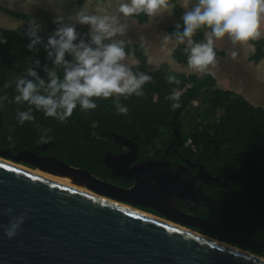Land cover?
I'll return each instance as SVG.
<instances>
[{
	"label": "trees",
	"instance_id": "trees-1",
	"mask_svg": "<svg viewBox=\"0 0 264 264\" xmlns=\"http://www.w3.org/2000/svg\"><path fill=\"white\" fill-rule=\"evenodd\" d=\"M85 1L75 0L78 5ZM170 4L175 5L173 11L181 10L177 0H170ZM0 11L29 17L1 2ZM133 16L139 22L148 18L144 13ZM55 20L50 24H54ZM179 25V31H183L184 24ZM176 26L168 24L166 31L175 33L178 30ZM28 28L26 22L14 27L0 25V36L7 39L6 43H0V96L6 94L9 97L0 108V151L17 153L23 148L34 149L40 154H54L68 164L86 168L100 178H108L103 157L117 146L114 134L132 139L138 151L145 154L163 138L171 139L178 134L182 143L190 138L195 148L186 142L189 156L198 158L212 174L225 182V185H217L213 195L217 202L208 205L210 215L207 217L264 240V106L253 104L231 89L219 87L212 74L176 71L166 61L149 69L144 46L137 41H124L126 53L136 59L130 65L132 71L144 72L153 78L152 82L143 86V97L132 95L128 99L120 98L121 104L129 109L127 115L117 113L113 104L115 97H112L97 99V108L87 112L78 105L64 123L46 117L43 111L33 107L35 122L21 125L16 118L17 110H27L29 106L17 105L13 99L17 94L14 84L7 89L4 84L24 75L37 59L41 66L36 71L42 78L47 80L43 66L53 67L44 45L54 31L39 30L38 35L43 42L36 45V50H30L27 48L31 42L26 34ZM206 31L210 29H199L193 40L206 42ZM251 43L254 49L249 58L258 61L264 55V36ZM185 48L186 42L177 43L171 49V58L187 64ZM215 51L221 55L225 53L216 46ZM65 58L73 59L67 53ZM57 72L62 78L63 69H57ZM168 76H175L180 83H168ZM173 90L182 93L181 106L175 110L171 107L173 101L166 99ZM42 128L52 129V142H39ZM9 135L13 138L12 142L8 140ZM255 252L264 255V252Z\"/></svg>",
	"mask_w": 264,
	"mask_h": 264
},
{
	"label": "water",
	"instance_id": "water-1",
	"mask_svg": "<svg viewBox=\"0 0 264 264\" xmlns=\"http://www.w3.org/2000/svg\"><path fill=\"white\" fill-rule=\"evenodd\" d=\"M37 166L71 175L88 191L33 171ZM143 182L137 174L132 187L121 188L54 154L0 151V264H264V256L240 247L264 252V240L176 210V190L167 194V211L140 200ZM19 217L23 222L9 238L6 229Z\"/></svg>",
	"mask_w": 264,
	"mask_h": 264
},
{
	"label": "clouds",
	"instance_id": "clouds-1",
	"mask_svg": "<svg viewBox=\"0 0 264 264\" xmlns=\"http://www.w3.org/2000/svg\"><path fill=\"white\" fill-rule=\"evenodd\" d=\"M174 7L170 0H128L119 4L118 12L124 17L141 13L151 17L163 12L171 14L169 9ZM70 19L90 26L88 42L79 39L74 23L66 24L63 17L58 16L54 23L59 26L44 45L48 59L52 60L53 64L52 68L43 66L47 80L36 71L41 66L37 59L25 70L24 75L4 84L5 89L14 84L17 94L13 99L17 105L29 106L27 110H17L16 118L21 125L25 122H35L33 107L43 111L46 117L64 123L78 105L82 111L87 112L97 108V99L112 97H115L113 104L117 113L127 115L129 109L121 104L120 98L128 99L132 95L143 97V86L153 80L147 73H134L132 68L124 63L127 57L125 42L114 38L126 34L127 26L121 24L117 16L89 14L81 8L74 18ZM182 19L183 31H179L180 25L177 24L178 30L166 36L165 41L174 35L179 43L186 42L188 67L197 74L209 75L210 69L217 67L215 40L227 36L233 44H245L264 35L261 31L264 24V0H197L190 10L185 11ZM29 25L26 34L31 38V42L27 48L36 50V45L43 42L38 35L40 26L35 20L29 21ZM205 27L210 29V33L206 34V42L194 41L196 32ZM78 39L79 43H75ZM6 42V37L0 36V43ZM66 53L73 59L67 60ZM236 55L233 52L232 58L235 59ZM57 69H63L62 78ZM167 80L170 84L180 83L175 76H168ZM181 95L180 91L173 90L166 97L167 100L173 101V110L181 106ZM7 100L9 97L6 94L0 96V108ZM36 127L39 128V125ZM40 131V143L53 141L51 128H42ZM8 140L13 141L11 135ZM22 222L23 217L11 221L6 235L9 238L14 236Z\"/></svg>",
	"mask_w": 264,
	"mask_h": 264
},
{
	"label": "flooded vegetation",
	"instance_id": "flooded-vegetation-1",
	"mask_svg": "<svg viewBox=\"0 0 264 264\" xmlns=\"http://www.w3.org/2000/svg\"><path fill=\"white\" fill-rule=\"evenodd\" d=\"M113 139H115L117 146L113 150L107 151L103 157L104 164L108 168V178L101 179L121 188H129L135 184V176L138 174L144 180L141 183L140 194L135 196L138 199L149 201L163 211H167L169 205L164 198L166 194L176 190L179 193V195L173 196V204L176 210L213 221L207 217L210 215L208 205L216 204L217 201L213 198L216 187L217 185H225V182L220 180L217 175L212 174L198 158L193 155L189 156L186 142L182 143L178 134L174 138L167 139L166 137L157 141L153 149L150 148L146 154L138 151L135 141L124 135L114 134ZM159 184L167 186L163 188L164 191L161 187L160 189L157 188ZM155 195H158V199L155 198ZM162 196L164 197L162 198ZM125 203L171 219L165 213L149 205L130 201H125ZM189 227L200 232L205 231L203 233L235 244L202 228ZM240 247L252 252L258 251L245 246Z\"/></svg>",
	"mask_w": 264,
	"mask_h": 264
},
{
	"label": "rangeland",
	"instance_id": "rangeland-1",
	"mask_svg": "<svg viewBox=\"0 0 264 264\" xmlns=\"http://www.w3.org/2000/svg\"><path fill=\"white\" fill-rule=\"evenodd\" d=\"M181 1L187 2V0H177V3L180 4ZM194 1L191 4L189 3L188 8L194 4ZM0 2L16 12H23L29 16L28 18H25L0 11L1 26L14 27L21 22H26L29 25V21L35 20L40 26V30L55 31L59 25L56 23L50 24V22L53 19H56L58 16H62L64 23L75 24V29L79 34V39H84L85 42L90 40V37L88 36L90 26L75 22L70 19V17L74 18L75 13L81 8L85 9L89 14L115 15L118 17L121 24L127 26V31L126 34L117 35L114 39L123 41H137L142 44L147 55V63L150 62V65L148 66L149 68H153V66H156L157 64L159 65L161 62L166 61L173 70L184 72V67L178 66L176 61L171 58V47L175 46V43L171 42L172 36H169L167 41H165L166 36L173 34L166 31V25L181 24L183 22V6L181 4V10L179 12H175L171 8L169 9L171 14L168 12H163L162 14H158L156 16H148L146 21L139 22L134 16L124 17L118 12L119 4L128 2V0H86L81 5H78L75 0H0ZM79 39L75 41V43H79ZM232 44L230 45L231 47ZM245 44L247 46L245 51L241 52L242 54H237L236 51V58L233 59L231 52L229 53L230 56L225 61L226 65L229 66L228 68L231 71L230 74H232L236 82L234 86L236 88L233 89V91L240 93L253 104L264 106V90H260L264 89V81L259 82V80L256 79L257 76L254 78L251 77L255 81L245 80L246 76L248 77V74L251 73L252 68L256 69L255 65L258 62L249 58V55L254 49V47L250 48V46H253L251 41ZM236 45L233 47L235 48ZM249 48L251 51L247 50ZM129 59L130 58L127 56L124 63L128 65V62L130 61ZM257 87H259V89ZM16 163H20L19 165L22 164L24 166H29L24 162L22 163L16 161ZM35 170L38 171L37 169Z\"/></svg>",
	"mask_w": 264,
	"mask_h": 264
},
{
	"label": "crops",
	"instance_id": "crops-1",
	"mask_svg": "<svg viewBox=\"0 0 264 264\" xmlns=\"http://www.w3.org/2000/svg\"><path fill=\"white\" fill-rule=\"evenodd\" d=\"M193 1L194 0H187V2H183V1L180 2V4L183 6V15H184L186 10H190L197 3V1H194V4L188 8L189 3L191 4V3H193ZM261 31H262V34H264V24H262ZM208 33H210V31H206L205 35L208 34ZM262 36H264V35H262ZM171 42L175 43L174 45H176L178 43V40H177V38L174 35L172 36ZM231 44H232V42L227 36H225L223 39L215 40V46L217 48H219V49L224 50L225 53H224V55L216 53L217 67L211 68L210 72L215 77L216 84L219 87L233 90V89L236 88V87H234L236 82H235L232 74H230L231 71L228 68L229 66L226 65L225 61L230 56L229 53H231V52L232 53L233 52L236 53V51H237V54H242L241 52L245 51V48H246L247 45L246 44H240L239 45V43H237V45L236 44H232V47L236 45L235 48L234 47L232 48L230 46ZM172 47H171V49H172ZM250 48H253V46H250ZM250 48L247 49V50L251 51ZM127 56H128V58H130L129 59L130 61L128 62V65L130 66L131 64H133L135 62V58H133L131 55H128V54H127ZM176 63L178 64V66L184 67L183 68L184 72H186V73H190V72L195 73L188 67V64H181V63H178V62H176ZM223 63H225V64H223ZM149 65H150V62L147 63V67ZM157 66H158V64L156 66H153V68H155ZM255 68L256 69L252 68L251 73L248 74V77L246 76L245 80L255 81L252 78L257 76L256 79L259 80V82H263L264 81V71H263V68H264V56H262L258 60V62L255 65ZM149 69H152V68H149ZM259 87H257V88L259 89ZM260 90H264V89H260Z\"/></svg>",
	"mask_w": 264,
	"mask_h": 264
},
{
	"label": "bare ground",
	"instance_id": "bare-ground-1",
	"mask_svg": "<svg viewBox=\"0 0 264 264\" xmlns=\"http://www.w3.org/2000/svg\"><path fill=\"white\" fill-rule=\"evenodd\" d=\"M20 164V163H19ZM35 169H37L38 171H36ZM33 171H35V172H37V173H40L41 175H45V176H47V177H50V178H52V179H55V180H58V181H61V182H64V183H67L68 185H71V186H74V187H76V188H79V189H83V190H86V191H88L87 189H86V187L80 182V181H74V180H72L71 179V175H68V174H64V173H54V172H49V171H47V170H44V169H42V168H39L38 166L37 167H35L34 169H33ZM172 187V186H171ZM169 189H170V186H169ZM164 196H162V198H163ZM167 194H166V196H165V200H166V202L169 204V201L167 200Z\"/></svg>",
	"mask_w": 264,
	"mask_h": 264
},
{
	"label": "built area",
	"instance_id": "built-area-1",
	"mask_svg": "<svg viewBox=\"0 0 264 264\" xmlns=\"http://www.w3.org/2000/svg\"><path fill=\"white\" fill-rule=\"evenodd\" d=\"M193 149L195 148V145L194 143L191 142V139L190 138H187V141H186Z\"/></svg>",
	"mask_w": 264,
	"mask_h": 264
}]
</instances>
